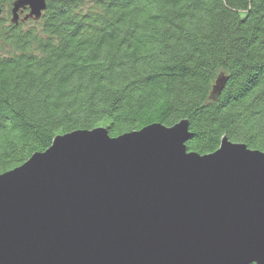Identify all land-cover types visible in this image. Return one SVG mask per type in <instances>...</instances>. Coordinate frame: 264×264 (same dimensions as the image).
<instances>
[{
	"label": "trees",
	"instance_id": "obj_1",
	"mask_svg": "<svg viewBox=\"0 0 264 264\" xmlns=\"http://www.w3.org/2000/svg\"><path fill=\"white\" fill-rule=\"evenodd\" d=\"M15 1L0 0V174L99 126L188 119L190 152L223 136L264 151V0H46L14 24Z\"/></svg>",
	"mask_w": 264,
	"mask_h": 264
},
{
	"label": "water",
	"instance_id": "obj_2",
	"mask_svg": "<svg viewBox=\"0 0 264 264\" xmlns=\"http://www.w3.org/2000/svg\"><path fill=\"white\" fill-rule=\"evenodd\" d=\"M46 7L16 0L11 21ZM190 138L188 119L56 135L0 174V264H264V151Z\"/></svg>",
	"mask_w": 264,
	"mask_h": 264
},
{
	"label": "rangeland",
	"instance_id": "obj_3",
	"mask_svg": "<svg viewBox=\"0 0 264 264\" xmlns=\"http://www.w3.org/2000/svg\"><path fill=\"white\" fill-rule=\"evenodd\" d=\"M21 17H23V15L21 16ZM29 21V20H28ZM22 22V21H21ZM25 22H27V21H25Z\"/></svg>",
	"mask_w": 264,
	"mask_h": 264
}]
</instances>
